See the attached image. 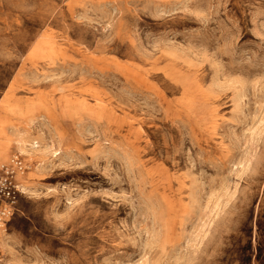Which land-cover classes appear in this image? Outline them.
I'll list each match as a JSON object with an SVG mask.
<instances>
[{"label": "rangeland", "instance_id": "374dc122", "mask_svg": "<svg viewBox=\"0 0 264 264\" xmlns=\"http://www.w3.org/2000/svg\"><path fill=\"white\" fill-rule=\"evenodd\" d=\"M0 264H264V0H0Z\"/></svg>", "mask_w": 264, "mask_h": 264}, {"label": "built area", "instance_id": "2783aa9c", "mask_svg": "<svg viewBox=\"0 0 264 264\" xmlns=\"http://www.w3.org/2000/svg\"><path fill=\"white\" fill-rule=\"evenodd\" d=\"M24 170L25 166L19 156L14 157L10 164L0 165V232L5 227L6 217L11 213V202L19 192L15 183L16 175Z\"/></svg>", "mask_w": 264, "mask_h": 264}]
</instances>
